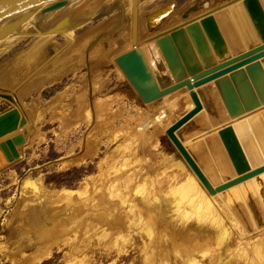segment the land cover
<instances>
[{
  "label": "rangeland",
  "instance_id": "obj_1",
  "mask_svg": "<svg viewBox=\"0 0 264 264\" xmlns=\"http://www.w3.org/2000/svg\"><path fill=\"white\" fill-rule=\"evenodd\" d=\"M171 1L176 2V10L157 29L147 27L144 21L145 13ZM195 1L197 0L140 1L138 21V34L141 38L140 46L143 47L150 41H157L162 35L188 24L195 18L199 19V16L204 12L193 13L194 17H191V20L188 21H185L182 17L183 11ZM100 8L87 7L84 10L81 9L83 10V13H80L81 18L79 17L73 22L75 23L73 25L75 37L77 36L76 40L73 41H77L78 38V44V41L71 43L70 38L64 35L62 31H54L55 35L53 38L52 36L47 38L43 51H35L37 39H40L41 36L40 34L37 35V29L38 27L41 28L44 22L27 28L28 31L25 30L23 34L19 33L0 40V94L6 95H0V115L3 113L1 116H4L16 112L17 119L13 128L9 131H14L19 127L23 128L22 132L0 141V146L3 147L6 154L5 159L7 160L5 163L0 160V245L7 244V251L16 245L15 238L11 239L9 236L14 226L23 221L16 211H18V208L20 210L22 203L28 200L27 196L30 190L27 187L25 189L21 187L26 180H30L40 182L43 187L53 191L66 188L71 190L84 189L86 192L81 198L78 196L67 200L66 198L61 197L59 199L60 197H56L55 202L51 204L52 214L55 215L52 218L53 220L51 219L52 221L57 220V218L64 220L65 215L73 207L77 209L78 205L79 208L75 215L79 221L75 223L68 222L66 226L61 225L63 229L61 228L60 235L63 240L58 241L57 245L54 244L52 252L40 259L37 264H67V261L71 263L76 261L77 259L73 260L74 257L82 258L85 255L89 256L87 264H190L191 261H193L192 264H249L251 263L248 261L249 257L244 255L246 251L247 254L249 253L253 257V260L255 258L254 262L259 260L256 261V264H264V257L260 256L259 258L258 251L256 253V247L252 244L258 242L260 236L264 235V199L261 195L262 192L260 193L253 187L257 177L264 180V172L233 186L224 192L226 194L210 195L207 189V192L203 191V194L200 191L201 187L198 185L200 179L187 165L181 154L174 149L166 134L167 127L193 107V101L187 89H181L180 92L177 91L167 97L158 99L155 103H145L115 60L116 56L131 48L129 45L132 31L131 1L108 0ZM230 21L232 24L234 23L231 17ZM233 26H235V23ZM49 28L47 26L46 28L42 27L46 32H51L48 31ZM58 30H60L59 26ZM55 42L57 43L55 44ZM121 42L122 44H119ZM255 42L256 39L248 38L243 42V46L247 47ZM71 45L73 49L70 47ZM121 45L123 47L119 49ZM103 54H107L106 59L103 58ZM40 76L45 78L41 83L42 85L39 87V85L32 84ZM34 87L36 88L34 89ZM181 92L188 97L181 103L182 106L179 105L176 108V111L173 109V105L177 101L175 97L176 94L177 96L182 94ZM108 95H112V98L105 99ZM234 97L237 101L236 94ZM173 101L174 103H172ZM237 105L239 106L240 103ZM159 108L172 109L173 114L162 122H156L154 117ZM240 113L241 110H239V115H234L231 108L233 119L230 122L236 121V126L258 120L259 131L257 133L251 125L254 123L253 121L249 123L248 127L249 131L254 132L255 141L254 146L251 148L257 155V162L249 161L253 166L264 164V154L263 157L259 154L264 146V106L244 115H240ZM254 114H261L262 117H258L260 119L256 118L257 120L252 117L248 118ZM207 115V111L204 110L190 124L182 128V131L178 132L179 137L187 147L194 141L205 140L208 136H214L215 131L222 129V125L227 123L225 121L220 124L221 126L219 124L216 126L208 125ZM23 118L26 123L21 126L20 120ZM6 133H1V135ZM230 140L232 141V138L225 139V144L229 153L230 149H234L230 156L237 168V160L240 159L241 155L240 151L242 154L244 153L237 140H235V143L228 142ZM194 147H199L196 149L199 151V162L203 163L206 169L214 175L213 178L217 175L220 178L225 174L235 175L233 164L230 162L231 159L229 160L227 156L225 157L228 159H222L226 160L224 162L216 159V156L213 158L211 154L213 150L207 143L202 148L200 145H194ZM245 152L247 151L245 150ZM67 159L72 161L67 166H63L62 162H69ZM121 165L123 167H120ZM116 166L117 169L119 166L120 170L114 169ZM127 179L130 180L128 181L130 184L126 182ZM186 181L197 183V187H193L188 194V198H190L185 200V209L180 207L176 210V207L172 206L171 203V208L165 206L169 200L168 193L170 190L177 187V185H186ZM248 181L253 184L252 192H256H253L255 194L253 198L251 196L255 209L246 198L248 192L240 190V185H245ZM127 184L129 185L127 186ZM86 187H89L88 190ZM134 190L138 191L137 197L139 198H136L138 202L141 203L142 201L140 206L143 205L144 195H150L151 193V195L155 194L160 198L162 197L164 208L162 209L161 206L157 205L156 212L153 210L150 216H148L149 211H142L148 215H137L136 220L138 223H135L132 214H128L123 208L130 206V202L136 197L134 196L136 193L133 195V192H136ZM128 192L132 193L130 198L127 196ZM91 196L95 197L94 199L98 202L100 201L101 204L99 205L101 207L90 211L100 213L101 208H113L112 211H109V214H112L108 217L109 221H103V216L98 213L89 216L85 214L89 211V203L94 200ZM197 196L200 199L199 201L195 199L198 198ZM24 198L26 200L23 201ZM88 198L91 200H87ZM203 198L210 206H214V213L208 209L205 211V215H198L200 210L203 213L202 209H197L203 203ZM234 201L236 202L232 207ZM83 203L86 205L84 206ZM188 204L194 210L189 208ZM216 209L219 212L218 215H215ZM235 210L236 216L239 217L238 220L236 216L235 218L229 216L235 214ZM153 212L155 214L153 220L157 216L158 220L156 219V223H154L156 220L148 223L147 221L154 215ZM92 215L93 217H91ZM211 216L212 218H210ZM143 217L147 220L144 219L147 222V224L144 222L145 226L142 223L144 221ZM92 219L99 226L94 231L91 228L88 230L86 227V223L92 221ZM81 221H85V223L80 224ZM221 221H224L233 230L232 232L236 233V238L239 241L235 243L240 248H236L237 251L233 254L234 256L226 253L223 245L217 240L215 228L221 226L219 225ZM208 224L210 225L208 226ZM109 226L112 232L108 234L107 238L102 239L99 237L100 232ZM151 227H154L157 235L156 233L153 234ZM198 227H202L204 231ZM243 228H246L247 232ZM107 230L110 231L109 228ZM84 234L85 236H83ZM151 234L154 237L150 238ZM160 234L162 235L160 236ZM200 234L202 235L200 236ZM208 236H211L212 239H210L211 237L207 239ZM214 236H216L215 240ZM180 245L183 247L181 248ZM74 246L79 247V249L75 251ZM218 246L222 247L218 248ZM240 249L244 252H241ZM25 250L24 253L32 254L35 248L27 247ZM220 250L222 254L219 253ZM72 252L75 256L71 257ZM21 253L18 250L9 252V255L6 256L4 250H0V264H27L30 261L29 255L26 256L28 259H24L25 255ZM212 256L213 258H211ZM190 258L192 260H189ZM19 259L21 263L17 262ZM214 260L216 261L214 262Z\"/></svg>",
  "mask_w": 264,
  "mask_h": 264
},
{
  "label": "water",
  "instance_id": "obj_2",
  "mask_svg": "<svg viewBox=\"0 0 264 264\" xmlns=\"http://www.w3.org/2000/svg\"><path fill=\"white\" fill-rule=\"evenodd\" d=\"M105 1L108 0H0V39L15 31ZM258 2L260 7L258 12H261H259L258 21L251 17L244 0H233L227 7H221L217 11L188 22L185 26L177 27L162 35L157 41H150L143 47L138 45L137 4L135 2L131 31L132 47L115 58L145 103L158 100L183 88L188 89L193 107L167 127L166 134L174 149L181 154L211 195L226 194L224 192L233 186L264 172V164L253 166L246 155L244 148L248 149L250 142L248 130L245 136L240 135L239 138L236 121L230 122L233 119L231 108L234 115H239V110H241L240 115H244L264 106V0H258ZM209 4L210 0L195 1L183 11L182 17L186 19L191 13L209 7ZM238 5L243 7L240 10V16L244 24L242 27L244 37L238 33L239 30L235 26L231 25L227 30L221 26L219 21L221 15L228 13L227 8L233 9L239 7ZM171 6L173 4L167 7ZM167 7L149 13L146 16L147 27L154 28L153 17ZM209 17L214 20L213 34L215 36L210 35V38L207 39L205 33L200 29L195 33L187 30L189 28L187 25L198 24L199 21ZM64 21L50 26L48 31H66L75 25V23L68 22L62 26ZM58 26L60 30H58ZM248 38H254L256 42L244 47L243 42ZM211 44L213 47L215 46L214 51L211 49ZM235 94L238 97L237 101L234 97ZM238 103H240L239 106ZM203 110L208 113V125L216 126L225 121L227 123L222 125V129H217L214 136L194 141L187 147L178 132L190 124ZM10 114L1 116L2 113L0 120L9 117ZM260 116L261 114H254L248 118ZM243 122L245 121L243 120ZM25 123L24 118L20 120L21 126ZM14 124L7 130L0 131V141L23 131L22 127L9 131ZM251 125L257 133L259 127L255 124ZM4 132L7 133L1 135ZM225 138H232L233 142L237 140L243 150L244 154L240 151L241 157L237 160V168L230 156L234 149H230L229 153ZM205 143L214 151L216 159L223 162L226 160L222 159H231L235 175L225 174L222 178L217 175L213 178L214 175L206 169L203 163L199 162V151L196 150L199 147H194V145H200L202 148ZM261 195L264 199V191ZM251 196L253 198L255 194L250 191L246 198L255 209Z\"/></svg>",
  "mask_w": 264,
  "mask_h": 264
},
{
  "label": "bare ground",
  "instance_id": "obj_3",
  "mask_svg": "<svg viewBox=\"0 0 264 264\" xmlns=\"http://www.w3.org/2000/svg\"><path fill=\"white\" fill-rule=\"evenodd\" d=\"M131 1V5H132V22H133V10H134V3L136 2V4H137V26H138V21H139V3H140V1H142V0H129V2ZM198 1V0H197ZM199 1H204V0H199ZM232 0H210V4H209V7H206V8H203V9H201V10H199L200 11V13H202V12H204V14H202V15H200L199 17L201 18V16H203V15H206V14H209V13H211V12H214L215 10L217 11L218 9H219V7H222L223 5H225L226 7L228 6V2L230 3ZM245 1V4H246V6H247V8H248V10H249V13H250V15H251V17H253V19L255 18L257 21L259 20V12H258V10H259V2H258V0H244ZM107 3V1H105V2H102V3H99V4H96V5H93V6H90V8L91 7H97V8H100L102 5H104V4H106ZM171 4H173V6H171V7H167L168 5H171ZM108 5V4H107ZM239 7H236V8H233V9H229V8H227V10H228V13H225V14H223V15H221L220 16V19H219V21H220V23H221V26L224 28H226L227 30H229L230 29V27H231V25H234V23H235V26H236V29H238L239 31H238V33L241 35V36H243L244 37V34L242 33L243 31H242V27H244V24H243V21H242V18H241V16H240V10H242L243 9V7H242V5H238ZM127 6L125 5V8H126ZM163 7H167V8H165L164 10H161L158 14H156L154 17H153V20H152V22L154 23V28L155 29H157L158 27H160L162 24H163V22L165 21V19L168 17V16H170L175 10H176V2H173V1H171V2H169V3H167V4H164V5H161V6H159V7H157V8H155V9H153V10H151V11H149L148 13H145V15H144V21L146 22V16L149 14V13H152V12H154V11H157V10H159V9H161V8H163ZM214 7V8H213ZM224 7V6H223ZM124 8V9H125ZM211 8H213V9H211ZM101 9V8H100ZM84 10V9H83ZM83 10H81L80 12H78V11H76V12H73V13H70V14H67V15H65L64 17H58V18H55V19H52V20H49V21H46V22H44L43 23V26H41V28H39L38 27V29H37V35H41L40 36V39H37L38 41H37V44H36V46H35V48H34V50L35 51H43V49H44V47H45V42L47 41V38L48 37H50V36H52V38H53V36L55 35V32H46L45 30H43L42 29V27L43 28H46V26L47 27H50V26H53L54 24H59V21H62V20H65L64 21V23L62 24V26H65L68 22L69 23H73L76 19H78L79 17L81 18V14L80 13H83ZM206 10H209V11H207L206 12ZM126 12V11H125ZM198 12V11H197ZM206 12V13H205ZM193 13H196V12H193ZM193 13H191L190 14V16L188 17V19L186 18L185 19V21L187 20H191L190 18L191 17H194L193 16ZM261 13V12H260ZM198 17V18H199ZM230 17L233 19V21H234V23L232 24L231 23V21H230ZM196 19V18H195ZM254 19V20H255ZM82 24V23H81ZM108 24V23H107ZM213 24H214V20L211 18V17H209V18H205V19H203V20H201V21H199V23L198 24H195V25H191V26H188L187 25V27H189L187 30H189V32H191V33H195V32H197V30L198 29H200L201 31H203L204 33H205V36L207 37V39H209L210 38V35H214L215 36V34H213L214 33V27H213ZM185 26V25H184ZM30 28V27H29ZM138 28V27H137ZM40 29H41V31H40ZM48 29V28H47ZM77 29V28H76ZM25 30H27V28L26 29H23V30H20V31H15V32H13V33H11V34H9L6 38H8V37H11V36H13V35H17V34H19V33H25ZM28 31V30H27ZM211 31V32H210ZM63 33H64V35H66V36H68V38H70L69 40L71 41V43L72 42H77V44L79 43V40H78V38H77V41H73L74 39L76 40V37H75V29L74 28H71V29H68V30H66V31H62ZM124 32V31H123ZM137 33H138V30H137ZM131 34H132V32H131ZM242 37V38H243ZM80 38V37H79ZM86 38V37H85ZM126 38V37H125ZM140 37H139V34H138V45H140V43H141V38L139 39ZM83 39V38H82ZM82 39H80V40H82ZM0 40H2V39H0ZM51 40V39H50ZM9 41V40H8ZM126 42V41H125ZM210 42V41H209ZM57 42H55V44H56ZM124 43V42H123ZM127 43V42H126ZM3 44V43H2ZM76 44V45H77ZM85 44V43H84ZM119 44H122V42L121 43H119ZM130 45V47H132V42L129 44ZM71 48H72V45L70 46ZM74 47H76V46H74ZM123 47V45H121V46H119V49H121ZM70 48V49H71ZM214 48H215V46L213 47V45L211 44V49L214 51ZM73 49V48H72ZM76 49V48H75ZM64 50V49H63ZM66 50V49H65ZM64 50V51H65ZM67 51H68V49H67ZM72 51H74V50H72ZM78 51V50H77ZM80 51V50H79ZM63 53V52H62ZM65 53V52H64ZM37 54V53H36ZM41 54V53H40ZM61 55V54H60ZM106 56H107V54H103V58L104 59H106ZM117 57V56H116ZM115 57V58H116ZM108 60V59H107ZM47 66V65H46ZM43 80H45V78H43L42 76H40V77H38L35 81H33L32 82V84H34V85H39V87H40V85H42L41 83L43 82ZM30 84V83H29ZM31 85V84H30ZM29 85V86H30ZM36 86V87H37ZM36 87H34V89L36 88ZM183 89H187V88H183ZM179 92H180V90H179ZM187 92H188V89H187ZM186 92V93H187ZM182 93V92H181ZM173 94V93H172ZM188 94V93H187ZM114 95V94H113ZM169 95H171V94H169ZM169 95H167V96H169ZM167 96H164V97H167ZM114 97V96H113ZM163 97V98H164ZM188 96L186 95V94H184V93H182V94H178V96H177V94H176V97H175V99L177 100L175 103H174V101L172 102V103H174V105H173V109H175L176 110V108L179 106V105H181V103L187 98ZM110 98H112V95H108V96H106V98L105 99H110ZM161 99V98H160ZM174 99V98H173ZM155 101H157V100H155ZM155 101H152V102H150L149 104H151V103H155ZM185 103V102H184ZM160 106V105H159ZM182 106V105H181ZM162 108V107H161ZM45 110V109H44ZM171 110L172 109H160L159 108V110L157 111V114H156V116L154 117V120L156 121V122H162L163 120H165V119H168V117H169V115L171 116L173 113L171 112ZM174 111V110H173ZM177 111V110H176ZM203 112H204V110H203ZM203 112H201V113H203ZM263 115V114H262ZM262 117V116H261ZM260 117V118H261ZM260 118H257V119H260ZM16 119H17V114L16 113H13V114H10L9 115V117H5V118H3V119H1L0 120V131H4V130H7L8 128H10L13 124H14V122L16 121ZM256 119V118H255ZM256 119V120H257ZM254 123L253 124H255V125H258V120L257 121H255V120H252ZM252 121H250V122H247V123H244V124H241V125H238V126H236V131H237V134H238V136H239V138H240V135L241 136H245V134H246V132H247V130H248V127H249V123H251ZM263 121H264V119H263ZM262 121V122H263ZM143 123H145V122H143ZM246 124V125H245ZM244 125H245V127H244ZM143 126V125H142ZM145 126V125H144ZM221 126V125H220ZM139 128V127H138ZM144 128V127H143ZM217 128V127H216ZM142 129V128H141ZM180 131H182V130H180ZM152 134H153V132H152ZM215 135V134H214ZM248 135H249V140H250V142H249V145H248V149L246 148L245 150L247 151L246 152V155H247V157H248V159L249 160H253L254 162H257V155H256V153L252 150V148L251 147H253L254 146V141H255V136H254V132H252V131H249L248 130ZM15 136V135H14ZM13 137V136H12ZM225 137H226V135H225ZM10 138V137H9ZM225 139H227V138H225ZM231 142H233V140L231 141ZM230 142V143H231ZM242 142V141H241ZM235 143V142H234ZM233 143V144H234ZM264 146L262 147V149H261V151L259 152V154H260V156H262L264 153ZM211 154H212V156H213V158H214V151H212L211 152ZM90 155V154H89ZM170 157V156H169ZM240 157H241V155H240ZM263 157V156H262ZM6 158V154H5V151H4V149H3V147L2 146H0V160H1V162L2 163H5V162H7V160L5 159ZM177 159V158H176ZM204 159V158H203ZM68 160V159H67ZM210 160H212V159H210ZM69 161V160H68ZM72 160H70L69 162H67V161H64V162H62V165L63 166H67L70 162H71ZM74 161V160H73ZM173 161V160H172ZM208 161V160H207ZM139 162V161H138ZM206 162V161H205ZM73 163V162H72ZM75 163V162H74ZM113 164V163H112ZM120 164V163H119ZM155 166V165H154ZM112 167V166H111ZM120 167H123V165H121ZM120 167L118 166V169H117V166L114 168V169H117V170H120ZM159 167V166H158ZM159 168H161V167H159ZM123 169V168H122ZM171 169V168H170ZM137 170V169H136ZM135 170V171H136ZM139 170V169H138ZM156 170V169H155ZM108 171V170H107ZM102 172V171H101ZM101 172H99V173H101ZM133 173V172H132ZM154 173V172H153ZM160 173V172H159ZM100 175H102V174H100ZM99 175V176H100ZM121 175H122V173H121ZM124 175H126V174H124ZM104 176H106L105 174H104ZM113 176V175H112ZM114 177V176H113ZM123 177V176H122ZM102 178V177H101ZM117 178V177H116ZM119 178V177H118ZM137 178H139V177H137ZM111 179V178H110ZM109 179V180H110ZM145 179V178H144ZM148 179V178H147ZM146 179V180H147ZM159 179V178H158ZM261 179V177H257L256 178V180H255V186H253V184H252V182H246L245 183V185H240V190H242V191H246V192H252V186L254 187V189L255 190H258L260 193L262 192L263 193V191H264V180H260ZM99 180V179H98ZM116 180V179H115ZM154 180V179H153ZM111 181V180H110ZM128 181H130V180H128L127 179V181L126 182H128ZM132 181V180H131ZM177 181V180H176ZM24 182V181H23ZM22 182V183H23ZM101 182V181H100ZM118 182V181H117ZM151 182H152V180H151ZM150 182V183H151ZM107 183H108V181H107ZM129 183V182H128ZM144 183V182H143ZM147 183V182H146ZM149 183V182H148ZM248 183V184H247ZM102 184V183H101ZM110 184V183H109ZM130 184V183H129ZM129 184H127V186L129 185ZM136 184V183H135ZM252 184V185H251ZM113 185V184H112ZM111 185V186H112ZM154 185V184H153ZM198 185L201 187V189H200V191L201 192H207L206 191V187L202 184V182H198ZM248 185H250V186H248ZM136 186V185H135ZM144 186V185H143ZM28 188L29 190H30V193H29V195L27 196L28 197V200H26L25 198L23 199V201L24 200H26L24 203H22V206H21V208H20V210H19V208H18V211H16V212H18L17 213V215L18 216H21V218H22V222L20 223V224H17L16 226H14V228L11 230V232H10V236H9V238H11V239H14L15 238V242H16V245L14 246V247H12V249H9L8 251L6 250V248H7V244H5V245H0V250H4V252L6 253V256H7V254L9 253V252H14V251H20V252H22L21 254H23V255H25V257H24V259L25 258H27L28 256L27 255H29V257L28 258H30V261L27 263V264H37V262L40 260V259H42L44 256H46V255H48V254H50L52 251V249H53V246H54V244H56L58 241H60L61 239H62V237H61V235H60V233H61V228H62V226L61 225H63V226H66L67 225V223L68 222H72V223H75V222H78L79 221V219H77V216L75 215L76 213V211H77V209L79 208L78 206H77V209L76 208H74L73 207V209H71V211H69V213L67 214V215H65V217H64V220L63 219H59V218H57V220H55V221H52L53 219V217H55V215L54 214H52V210H51V204L53 203V202H55V199H56V197H60L59 199H61V197L62 198H66L67 200L68 199H72V198H75V197H80L81 198V196H83V195H85V190L84 189H81V190H71V189H66V188H62V189H60V190H56V191H53V190H49V189H47V188H45V187H43V185L40 183V182H35V181H30V180H26L24 183H23V186L21 187L22 189H25V188ZM130 187V186H129ZM148 187V186H147ZM154 187H155V185H154ZM193 187H197V183H195V182H191V181H186V185L185 184H183V185H177V187H174L173 189H171L170 190V192L168 193V198H169V200H168V202L166 203V205L165 206H169V208H171V205L172 206H174V207H176V210H178V209H180V207H184V209H185V206H184V204H185V200L186 199H189L188 198V194L190 193V191H191V189L193 188ZM87 188H89V187H86V189ZM131 188V187H130ZM146 188V187H145ZM97 189V188H96ZM104 189V188H103ZM107 189V188H106ZM253 189V190H254ZM88 190V189H87ZM86 190V191H87ZM98 190V189H97ZM105 190V189H104ZM128 190V189H127ZM131 190V189H130ZM108 191V190H107ZM134 191H136V192H133V195L134 196H136V197H134V199H133V201L132 202H130V206H125V207H123L124 208V211L125 212H127L128 214H132V218L133 219H135L134 220V222L135 223H138L137 222V215H140V214H145L144 212H150L149 213V215L148 214H145V215H148V216H150V215H152V211L154 210L155 212H156V207H157V205L158 206H161L162 207V209L164 208V203L162 202V200H161V198H160V196H158V195H155V194H152L151 195V193H150V195L148 194V195H144V197H143V205L142 206H140V204L142 203V201H141V203H139L138 202V200L136 199V198H139V197H137V194H138V191L137 190H134ZM144 191H145V189H144ZM144 191L142 190V192L144 193ZM168 191V190H167ZM204 192H203V194H204ZM254 193H256L255 191H253ZM91 193V192H90ZM101 193V192H100ZM109 193V192H108ZM129 193V192H128ZM146 193V192H145ZM209 193V192H208ZM241 193H243V192H241ZM88 194H89V192H88ZM132 193H129L127 196H128V198H130L132 195H131ZM196 194V193H195ZM210 194V193H209ZM244 194V193H243ZM110 195V194H109ZM160 195V194H159ZM211 195V194H210ZM104 196H106V195H104ZM198 197V196H197ZM90 198V197H89ZM87 199V200H91V199ZM91 198L92 199H94L92 196H91ZM104 198V197H103ZM142 198V197H141ZM140 198V199H141ZM85 199H86V197H85ZM105 199V198H104ZM195 199H198V201L200 200L199 199V197L198 198H195ZM87 200H85L86 202H87ZM111 200H112V198H111ZM165 200V199H164ZM205 200V201H204ZM197 201V200H196ZM195 201V202H196ZM83 202V201H82ZM100 202V201H99ZM97 200H91V202L89 203V211H87L85 214H88V216L89 215H91V214H93V215H96L97 213H95L94 211H90V210H96V209H98V207H101L99 204H101V203H99ZM103 202V201H102ZM109 202V201H108ZM80 203V202H79ZM78 203V204H79ZM106 203V202H105ZM105 203H103L104 205H105ZM120 203V202H119ZM170 203H171V205H170ZM192 203V202H191ZM35 204H37V205H35ZM88 204V203H87ZM102 204V205H103ZM190 204V203H189ZM188 204V206H189V208H192V210H194V208L192 207V206H190ZM35 205V206H34ZM77 205V204H76ZM83 205L85 206L86 204L85 203H83ZM59 206V205H58ZM88 206V205H87ZM107 206V205H106ZM110 207H111V205H109ZM72 207V206H71ZM103 207V206H102ZM114 208L116 207V206H113ZM120 207V206H119ZM187 207V206H186ZM214 206L212 205V206H210L209 205V203L206 201V199H204L203 198V203H201L198 207H197V209L198 208H200V209H202L203 210V213L201 212V210L200 211H198V215H201V214H203V215H205V211L206 210H211V211H213V213H214V209L215 208H213ZM59 208V207H58ZM65 208V207H64ZM68 208H69V206H68ZM82 208V207H81ZM118 208V207H117ZM123 208H121V209H123ZM126 208H128V209H126ZM60 209V208H59ZM86 209H87V207H86ZM85 209V210H86ZM113 209V208H112ZM112 209H107V208H101V210L102 211H100V213H98V214H100L101 216H103V221H107L108 220V217L110 216V214H109V211L111 210L112 211ZM146 209V210H145ZM159 209V208H158ZM161 209V208H160ZM83 210V209H82ZM165 210V209H164ZM172 210V209H171ZM49 211H51V212H49ZM142 211H144V212H142ZM180 211V210H179ZM217 211V209L215 210V215H218L219 214V212L217 213L216 212ZM192 212V211H191ZM62 213V212H61ZM66 213V212H65ZM123 213V212H122ZM181 213V212H180ZM207 213V212H206ZM212 213V214H213ZM234 213L235 214H232V215H229V216H231V217H234L235 218V216H236V210L234 211ZM14 214H15V211H14ZM60 214V213H59ZM84 214V213H83ZM153 214H154V212H153ZM160 214H161V211H160ZM192 214V213H191ZM239 214V213H238ZM63 215V214H62ZM93 215L91 216V217H93ZM112 215V214H111ZM144 215V216H145ZM163 215V214H162ZM168 215H170V214H168ZM187 215V214H186ZM202 215V216H203ZM209 216H210V214H208ZM208 215H206V216H208ZM214 215V214H213ZM214 215V217H216ZM221 215V214H220ZM81 216V215H80ZM87 216V215H86ZM117 216V215H116ZM141 216V215H140ZM154 216H155V214L152 216V218L150 217V220L149 221H147L144 217H143V220L145 219L148 223L150 222L151 223V221H155L157 218H158V216H157V218L156 219H154L153 220V218H154ZM193 216V215H192ZM205 216V217H206ZM60 217V216H59ZM82 217H84V215H82ZM82 217H80V219H82ZM97 217V216H96ZM114 217V216H113ZM147 217V216H146ZM160 217V216H159ZM236 217H238V216H236ZM90 218V217H89ZM99 218H101V217H99ZM115 218V217H114ZM163 218H164V215H163ZM190 218V217H189ZM204 218V217H203ZM202 218V219H203ZM210 218H212V216L210 217ZM52 219V220H51ZM141 219V218H140ZM139 219V220H140ZM152 219V220H151ZM160 219V218H159ZM169 219V218H168ZM191 219V218H190ZM200 219V218H199ZM239 219V217L237 218V220ZM89 220V219H88ZM138 220V221H139ZM145 220L144 221H142V219H141V221H142V223H144L145 222ZM158 220V219H157ZM157 220L154 222V223H156L157 222ZM185 220V219H184ZM212 220V219H211ZM214 220V219H213ZM222 220V219H221ZM20 221V220H19ZM87 221V220H86ZM109 221V220H108ZM112 221V220H111ZM161 221H162V218H161ZM200 221H201V219H200ZM215 221V220H214ZM236 221V220H235ZM239 221H241V220H239ZM85 223V221H81L80 222V224L81 223ZM147 222H145L146 224H147ZM188 222H189V220H188ZM237 222V221H236ZM82 223V224H83ZM107 223V222H106ZM112 223V222H111ZM132 224H133V222H131ZM130 223V224H131ZM145 223L143 224L144 226H145ZM213 223V222H212ZM218 223V222H217ZM163 224V223H162ZM197 224V223H196ZM195 224V225H196ZM216 224V223H215ZM237 224H238V222H237ZM11 225V224H10ZM77 225V224H76ZM86 227L88 228V230L91 228L93 231H94V229L96 228V230L98 229V224L96 223V222H93V219H92V221H88L87 223H86ZM121 225V224H120ZM119 225V226H120ZM135 225V224H134ZM141 225V224H140ZM149 226H150V224H148ZM147 225V226H148ZM157 225V224H156ZM170 225V224H169ZM199 225V224H198ZM197 225V226H198ZM207 225V224H206ZM210 224H208V226H209ZM219 225H221L219 228H213V231L215 230V233H216V236H217V240L223 245V247L225 248H223L224 250H226V253H230L231 254V256H234L233 254L237 251V247H239L240 248V246H237V244L235 245V243H238L239 241L237 240V238H236V233H234V232H232L233 230H231V228L229 227V226H227L226 224H225V222L224 221H221V224L219 223ZM74 226V225H73ZM83 226V225H82ZM137 226V225H136ZM148 226V227H149ZM152 226H154V225H152ZM187 226H189V225H187ZM186 226V227H187ZM215 226H218V225H215ZM235 226V225H234ZM69 227V226H68ZM67 227V228H68ZM70 227H72V226H70ZM76 227V226H75ZM81 227V226H80ZM79 227V228H80ZM101 227H102V225H101ZM135 227V226H134ZM140 227V226H139ZM178 227V226H177ZM194 227V226H193ZM203 228H204V226H202ZM202 227L200 228V227H198V228H200V229H202ZM211 227V226H210ZM209 227V228H210ZM85 228V227H84ZM107 228H109L110 229V231L109 230H107ZM106 229H103V231L102 232H100V236L99 237H101L102 239H105V238H107V236H108V234L109 233H111L112 231H111V228H110V226L109 227H107ZM144 228V227H143ZM146 228V227H145ZM152 228V227H151ZM156 228H157V226H156ZM169 228H171V227H169ZM184 228V227H183ZM206 228H207V226H206ZM63 229V228H62ZM86 229V228H85ZM122 229V228H121ZM150 229V228H149ZM149 229H148V232H149ZM161 229V228H160ZM172 229V228H171ZM175 229V228H174ZM193 229V228H192ZM211 229V228H210ZM244 229V228H243ZM246 229V228H245ZM244 229V231H246L247 232V230H245ZM264 229V228H263ZM68 230H70V229H68ZM92 230H90V231H92ZM113 230V229H112ZM123 230V229H122ZM152 231H153V234L154 233H156L155 232V230H154V227L151 229ZM157 230V229H156ZM194 230V229H193ZM203 230V229H202ZM206 230V229H205ZM207 230H209V229H207ZM242 230V229H241ZM66 231V230H65ZM78 231V230H77ZM101 231V230H100ZM108 231V232H107ZM146 232H147V230H145ZM144 231V232H145ZM176 231V230H175ZM197 231V230H196ZM204 231V230H203ZM212 231V232H213ZM244 231H242L243 233H246V232H244ZM83 232V231H82ZM143 232V233H144ZM198 232V231H197ZM85 233V232H84ZM87 233V232H86ZM150 233V232H149ZM214 233V232H213ZM88 234V233H87ZM117 234V233H116ZM145 234V233H144ZM248 234H249V232H248ZM68 235V234H67ZM149 235V234H148ZM155 235V234H154ZM154 235L152 236V234H151V236H150V238L151 237H154ZM156 235H157V233H156ZM162 234H160V236H161ZM179 235V234H178ZM184 235V234H183ZM195 235V234H194ZM202 234H200V236H201ZM215 235V234H214ZM246 235V234H245ZM83 236H85V234L83 235ZM82 236V237H83ZM91 236V235H90ZM166 236V235H165ZM185 236V235H184ZM204 236H206V235H204ZM212 236V235H211ZM211 236H208V238L207 239H209V237H211ZM216 236H214V240H215V237ZM260 236V235H259ZM61 237V238H60ZM112 237H114V236H112ZM115 237H117V236H115ZM147 237V236H146ZM258 237V236H257ZM261 238H260V240L258 241V242H254V243H252L253 245H255L254 247H256V249H255V251H256V253H257V251H258V256H259V258H260V256L261 257H264V235L263 236H260ZM90 238V237H89ZM148 238V237H147ZM149 238V239H150ZM180 238V237H179ZM205 238V237H204ZM8 239V238H7ZM88 239V238H87ZM201 239V238H200ZM210 239H212V237L210 238ZM254 239H255V237H254ZM63 240V239H62ZM73 240V239H72ZM75 240V239H74ZM7 241V240H6ZM80 241V240H79ZM155 241V240H154ZM211 241V240H210ZM179 242V241H178ZM213 242V241H212ZM96 243V242H95ZM177 243V242H176ZM217 243V242H216ZM215 243V244H216ZM247 243V242H246ZM76 244V243H75ZM80 244V243H79ZM106 244H108V243H106ZM215 244H214V246H215ZM218 244V243H217ZM235 245V246H232V245ZM57 245V244H56ZM119 245H120V243H119ZM240 245V244H239ZM251 245V244H250ZM86 246V245H85ZM118 246V245H117ZM181 246V245H180ZM246 246V245H245ZM247 246H248V244H247ZM27 247H33V248H35V250H34V252L33 251H31V252H33L32 254H26V253H24L23 251L27 248ZM73 247V246H72ZM104 247V246H103ZM115 247V246H114ZM183 246H181V248H182ZM216 247V246H215ZM220 247H222V246H220ZM219 246H218V248H220ZM251 247V246H250ZM76 246H74V250L76 251L77 249H79V247L78 248H76ZM241 248H242V245H241ZM31 249V248H30ZM243 249V248H242ZM249 249V248H248ZM73 250V251H74ZM111 250V249H110ZM181 250V249H180ZM218 250V249H217ZM221 250H222V248H221ZM221 250L219 251V253H221L222 254V252H221ZM254 250V249H253ZM26 251V250H25ZM79 251V250H78ZM77 251V252H78ZM175 251H176V249H175ZM240 251H241V249H240ZM240 251H238L239 253H240ZM249 251V250H248ZM254 251V252H255ZM3 252V251H2ZM69 252H70V250H69ZM187 252V251H186ZM241 252H244V250H242ZM254 252H252V253H254ZM73 254H70V256L72 257V256H75V254H74V252H72ZM76 253V252H75ZM79 253V252H78ZM189 253H191L190 251H189ZM215 253V252H214ZM217 253V252H216ZM245 253V254H244ZM243 254L244 255H246V256H248L249 258H248V261L249 262H253L252 264H256V261L258 262L259 260H256L255 262H254V260H255V258H254V260H253V257H251V255H249V253L247 254V251L246 252H244ZM11 254V253H10ZM184 254H186V253H184ZM183 254V255H184ZM255 254V253H254ZM9 255V254H8ZM12 255V254H11ZM19 255V254H18ZM85 255V254H84ZM181 255V254H180ZM183 255H182V257H183ZM188 255H190V254H188ZM215 255V254H214ZM27 256V257H26ZM67 256V255H66ZM69 256V257H70ZM186 256V255H185ZM193 256V255H192ZM219 256H221V255H219ZM236 256V255H235ZM237 256H238V253H237ZM241 256V255H240ZM253 256V255H252ZM255 256H257L256 254H255ZM254 256V257H255ZM11 257V256H10ZM9 257V258H10ZM13 257H14V255H13ZM12 257V258H13ZM181 257V258H182ZM190 257H191V255H190ZM216 257H217V254H216ZM245 257V256H244ZM17 258V257H16ZM27 258V259H28ZM211 258H213V256L211 257ZM218 258V257H217ZM246 258V257H245ZM75 259H77L76 261H74V262H69V261H67V264H87L88 263V260H89V256L88 255H85L84 257L82 256V258H78V257H74V259L73 260H75ZM184 259H185V257H184ZM188 259V258H187ZM216 259V258H215ZM244 259V258H243ZM69 260V259H68ZM189 260H192L191 258L189 259ZM193 260H195V259H193ZM213 260V259H212ZM261 260V259H260ZM14 261V260H13ZM20 262V259L19 260H17V262ZM188 261V260H187ZM216 260H214V262H215ZM18 262V263H19ZM192 262L193 261H191V262H189L190 264H192ZM211 262H213V261H211ZM264 262V261H263ZM21 263V262H20ZM24 263H26V262H24ZM195 263V262H194ZM198 263V262H197ZM251 263H249V264H251ZM196 264V263H195ZM239 264V263H238ZM258 264V263H257Z\"/></svg>",
  "mask_w": 264,
  "mask_h": 264
},
{
  "label": "crops",
  "instance_id": "obj_4",
  "mask_svg": "<svg viewBox=\"0 0 264 264\" xmlns=\"http://www.w3.org/2000/svg\"><path fill=\"white\" fill-rule=\"evenodd\" d=\"M263 60V59H262ZM263 62H264V60H263ZM180 117V116H179Z\"/></svg>",
  "mask_w": 264,
  "mask_h": 264
}]
</instances>
